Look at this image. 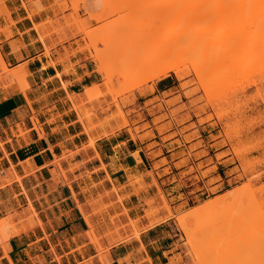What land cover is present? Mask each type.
<instances>
[{"label":"rangeland","instance_id":"rangeland-1","mask_svg":"<svg viewBox=\"0 0 264 264\" xmlns=\"http://www.w3.org/2000/svg\"><path fill=\"white\" fill-rule=\"evenodd\" d=\"M95 1L91 0V7ZM119 1L113 0V14L110 11L105 16L102 0L96 17H105L96 21L91 16V7L88 10L83 7L84 0H55L63 24L52 33L63 34L69 28L73 36L80 35L77 51L86 52L87 67L95 75L92 86L97 87V92H88L87 99L77 105V118L90 135L88 144L92 145L97 136H110L131 126L135 127L134 138L149 144L143 159L149 170L151 167L150 175L154 171L159 180L166 181L167 191L151 190L152 196L143 200L144 212L151 224L166 216L174 219L178 228L174 240L180 242L183 257V260L179 257V264H264V0H201L203 12L193 9L190 12H195L194 18L183 20L196 34L175 46L167 43L168 49L172 48L171 55L161 63L175 66L153 79L148 75L165 48L160 43L162 37L148 36L146 29L150 25L143 26L149 19L146 15L142 17L134 0H125L127 4ZM116 26L121 36H129L132 42L128 38L130 48L126 45L123 57L118 53L120 58L114 59L111 51H115L112 46L116 47V43L112 42L122 39L125 42H119L123 46L127 40L120 35L113 38L111 32ZM137 31L142 32L139 35L140 38L143 35V40L139 37L136 40ZM146 34L150 39L145 38ZM108 37L114 41H107ZM95 51H99V59ZM48 53L46 47L45 54ZM178 53H183L181 59L176 58ZM4 66L9 70L6 73ZM19 67L22 69L19 78L6 82L5 78ZM19 67L6 64L3 58L0 61V98L26 91L27 71L24 66ZM164 77H171L172 89L153 93L154 82ZM194 163H198L197 167ZM215 173L231 178L230 183L220 190H209L208 196L205 192L198 199L181 204L193 191H205L204 182ZM214 181L210 179L208 185ZM131 183L140 191L146 186L140 177ZM171 186L175 187L170 189ZM175 194L180 195L173 197ZM100 197L92 203H97ZM219 199L225 201L198 219L191 218L195 209ZM105 207L100 204L95 211ZM117 216L109 217L110 221L114 223ZM185 216L189 229L195 230L193 239L203 256L210 255H206L205 262L195 259L187 246L178 224V218ZM5 221L8 226L0 232V242H6L16 231L10 216ZM135 222L129 221V225ZM123 227L115 225L113 230L100 235L89 224L87 237L102 264H106L108 252L102 238H109V245L124 240L119 231ZM204 235L205 243L199 240ZM133 236L137 237L138 231H133ZM90 261L82 264H91Z\"/></svg>","mask_w":264,"mask_h":264},{"label":"crops","instance_id":"crops-1","mask_svg":"<svg viewBox=\"0 0 264 264\" xmlns=\"http://www.w3.org/2000/svg\"><path fill=\"white\" fill-rule=\"evenodd\" d=\"M101 5L102 0L92 7L91 0L83 3L91 14H98ZM59 11L55 0H0L3 61L24 66L28 75L24 93L0 98V220L10 216L16 228L0 242V264H82L89 259L102 264L87 237L85 216L100 235L124 226L119 230L124 240L112 245L109 238L101 240L108 247L106 264H179L183 257L174 240V219L166 216L151 224L145 216L143 200L152 196L150 191H167L166 181L154 171L150 175L143 159L149 144L134 138V126L88 144L77 105L87 99L84 89L95 83V75L87 67L86 52L77 51L80 35L73 36L69 28L52 33L63 24ZM5 81L15 80L10 74ZM173 86L171 77L161 78L153 93ZM138 177L146 185L141 191L131 183ZM210 179L215 181L208 185ZM210 179L204 182L205 191H193L181 204L231 181L220 173ZM98 195L99 201L92 203ZM100 204L106 207L95 211Z\"/></svg>","mask_w":264,"mask_h":264},{"label":"bare ground","instance_id":"bare-ground-1","mask_svg":"<svg viewBox=\"0 0 264 264\" xmlns=\"http://www.w3.org/2000/svg\"><path fill=\"white\" fill-rule=\"evenodd\" d=\"M117 1H119V0H117ZM121 1V0H120ZM119 1V2H120ZM132 1V0H131ZM135 2H136V4L138 5V8H137V6H136V4H135V8H137L138 10H140L139 12H141L142 13V17H143V15H146L145 17L146 18H148L149 20H148V22H150V24H148V22H146V24L143 26L144 28H146L147 27V25H150V27L149 28H147L146 30L149 32L148 33V36L149 35H151V37H152V34H154V35H156V34H159V35H161V37H162V39H161V42L160 43H164L163 45H164V47L165 48H163L164 50H163V52L160 54V56H159V59H158V63H156V66H154L153 68H151V75L149 74L148 76H150L149 77V79L151 78V79H153V78H159V77H161V76H163L168 70H170V69H172L174 66H175V64H171V65H166V64H164V63H161V62H163V61H167V59H169L170 58V55H171V50H172V48H171V50L170 49H168V48H170L169 46L170 45H172V46H175V45H178L179 43H181L183 40H185L187 37H191V36H193V35H195L196 34V32L194 31V30H192L191 28H189L188 27V24L189 23H187V22H184L183 20H185V19H193L194 18V13L193 12H190L191 10H193V9H196L197 11H199L200 13L201 12H203V10H204V7H203V2L201 1V0H134ZM119 2H118V5H119ZM122 2V1H121ZM124 2H125V0H124ZM135 2H133V3H135ZM113 0H104V13H105V16H107V15H109V13H110V11L111 10H113V9H111V7H112V5H113ZM126 3V2H125ZM127 4V3H126ZM127 7V6H126ZM128 8H129V6H128ZM137 9H136V11H137ZM135 10V9H134ZM138 12V13H139ZM111 13L113 14V12L111 11ZM140 13V14H141ZM96 15L97 14H91V16H92V18L94 19V20H96V21H99V20H101V19H104V17H96ZM143 20L144 19H142L141 17H140V23H141V21H142V24H143ZM145 20H147V19H145ZM108 22V21H107ZM106 23V22H105ZM138 23H139V21H138ZM104 25V24H103ZM105 26V25H104ZM105 27H103V28H101V29H104ZM95 29V28H94ZM114 29H115V31H113V32H111L112 34V36H113V38L115 37V38H117V36L119 37V35H120V37H122L121 36V33L119 32V30H118V26H116V28L114 27ZM83 30V29H82ZM84 31V30H83ZM116 31H118L117 33H116ZM139 31H141L140 30V28H139ZM139 31H137V34L135 35V37L137 38L136 40H138V37L140 38V35L139 34H141ZM93 32V31H92ZM97 32V31H96ZM139 32V33H138ZM144 32V31H143ZM91 33V32H90ZM87 34V33H86ZM97 34V33H96ZM115 34H116V36H115ZM144 34H145V32H144ZM88 35V34H87ZM137 35H139V36H137ZM158 35V36H159ZM108 35H106V37H107ZM147 36V34L145 35V38H147L146 37ZM110 37V36H109ZM109 37L108 38H106V40L108 41V40H110V41H114L113 39L111 40V39H109ZM134 37V38H135ZM150 37V36H149ZM148 37V38H149ZM150 37V38H151ZM155 37V36H154ZM103 38V37H102ZM111 38V37H110ZM124 40H126V44H124L123 46H121V44L122 43H120L119 41L121 40V42H125V41H122V39H118L119 41L117 42V41H114V42H112V45H114V43H116V47H114V46H112L114 49H115V51H111V52H113L112 53V58H113V55H114V59L115 58H117V57H119L120 58V55L118 54V53H122L123 54V51L125 52V48H126V45H130V43H129V39H130V37L128 36V37H122ZM129 38V39H128ZM148 38H147V40H148ZM149 38V39H150ZM141 40H143L144 38H143V35H141V38H140ZM139 39V40H140ZM131 40V39H130ZM140 40V41H141ZM146 40V41H147ZM127 41H128V44H127ZM134 41V40H133ZM106 42V41H105ZM131 42H132V40H131ZM136 42V41H135ZM143 42V41H142ZM165 42H166V46H165ZM104 43V42H103ZM120 43V44H119ZM134 43V42H133ZM167 43H168V45H167ZM105 44V43H104ZM106 44H107V42H106ZM105 44V45H106ZM118 44V45H117ZM132 44V43H131ZM136 44V43H135ZM110 45V47H111V44H109ZM109 45H108V47H109ZM119 45L121 46L120 48H122V47H124V48H122L121 49V52H120V48L118 49L117 47H119ZM133 45H131V47H132ZM135 46H137V47H139L138 45H135ZM107 47V48H108ZM110 47H109V49H110ZM137 47H136V49H137ZM112 48V50H114ZM129 48H130V46H129ZM128 48V49H129ZM15 49V48H14ZM116 49H117V51H116ZM127 49V50H128ZM17 50V49H16ZM111 50V49H110ZM101 51V50H100ZM103 51V50H102ZM107 51H108V49H107ZM169 51H170V53H169ZM96 52V51H95ZM137 52H139V51H137ZM106 53V52H105ZM117 55H115V54ZM100 53H99V51H97L96 53H95V56H96V58L97 59H99L100 58V55H99ZM122 54H121V56H122ZM179 54V53H178ZM181 55L183 54V53H180ZM177 55L176 56V58L178 59L179 58V56H180V58L179 59H181V55ZM116 56V57H115ZM123 57V56H122ZM117 60V59H116ZM122 60V59H121ZM0 61H2V55H1V52H0ZM159 63H161V64H159ZM159 64V65H158ZM100 65L102 66L103 65V63L100 61ZM15 68V67H14ZM12 70V69H11ZM11 70H10V72H11ZM100 70H101V68H100ZM9 70H7L6 69V66H4V68H3V72H8ZM21 71H22V69L19 67L18 69H15V70H13L10 74L12 75V77L14 78V79H18L19 78V76H20V73H21ZM112 77V76H111ZM109 77L107 76V79H108ZM142 79V78H141ZM148 79V78H147ZM145 80H146V78H145ZM110 81V80H109ZM108 81V82H109ZM137 83H140V80L137 82ZM26 87H27V84H26ZM97 92V87H93V86H91V87H88L87 88V93H86V95L88 96V92H89V94H91V93H93V92ZM225 201V199H219V200H217V201H214V202H211V203H207V204H205L203 207H201V208H197V209H195L193 212H192V214H190V216H191V218L193 219V220H195V218L196 219H198V216L200 215V216H202V213H205L206 211H207V213H208V211L210 210H212L213 208H215V206H217L218 204H220L221 202L223 203ZM219 208V207H218ZM189 216V217H190ZM192 216H196V217H192ZM185 218H187V216H185V217H179L178 218V221H179V223L178 224H180V226H181V228L183 229V231H184V234H185V236H186V240H187V246H188V248L192 251L191 253H193L192 255H194V258L195 259H199V261L200 260H202V261H204L205 260V258L207 259L208 258V256H210V255H208V254H205L204 256H206V255H208V256H206V257H204L203 256V252H201L200 251V249H199V247L197 246L198 244L195 242V240L194 239H196V238H194V232H195V230L193 231V230H190L189 229V227H188V225H187V221H186V219ZM85 219H86V221H87V223L88 224H90V222H89V217L88 216H85ZM188 219V218H187ZM193 223H191V225H192ZM6 226H7V222L3 219V220H0V232L3 230V229H5L6 228ZM197 233V232H196ZM91 236H93V235H91ZM95 237V236H94ZM204 237V239H199V240H205V235L203 236ZM212 237V236H211ZM194 238V239H193ZM197 238H199V237H197ZM200 238H202V237H200ZM93 239H96V238H93ZM211 239V238H210ZM97 240V239H96ZM211 241V240H210ZM94 242V241H93ZM204 242V241H203ZM206 242V241H205ZM204 242V243H205ZM199 243V245H201V243H200V241L198 242ZM212 243V242H211ZM203 244V243H202ZM207 244V243H206ZM206 244L204 245V246H206ZM203 247V246H202ZM206 251H207V249H206ZM209 251V250H208ZM213 251V250H212ZM206 253V252H205ZM212 254V253H211ZM199 261H197V262H199ZM206 261V260H205ZM204 261V262H205ZM202 264V263H201Z\"/></svg>","mask_w":264,"mask_h":264}]
</instances>
